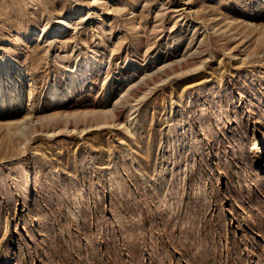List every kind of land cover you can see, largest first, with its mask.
I'll return each instance as SVG.
<instances>
[{
  "label": "rangeland",
  "instance_id": "obj_1",
  "mask_svg": "<svg viewBox=\"0 0 264 264\" xmlns=\"http://www.w3.org/2000/svg\"><path fill=\"white\" fill-rule=\"evenodd\" d=\"M4 59L0 264H264V0H0Z\"/></svg>",
  "mask_w": 264,
  "mask_h": 264
},
{
  "label": "bare ground",
  "instance_id": "obj_2",
  "mask_svg": "<svg viewBox=\"0 0 264 264\" xmlns=\"http://www.w3.org/2000/svg\"><path fill=\"white\" fill-rule=\"evenodd\" d=\"M72 19H73V18H72ZM66 21H67V20H66ZM70 21H71V20H70ZM66 27H67V26H66ZM63 28H64V27H63ZM42 29H43V28H42ZM50 29H52V28H50ZM55 29H56V28H55ZM66 30H67V29H66ZM66 30H65V31H66ZM65 31H64V32H65ZM56 32H57V31H56ZM139 32H140V31H139ZM40 35H41V34H40ZM56 35H57V34H56ZM60 36H61V35H60ZM262 37H263V36H262ZM146 40H147V39H146ZM141 42H142V41H141ZM147 51H148V50H147ZM156 55H157V54H156ZM144 57H145V56H144ZM156 57H157V56H156ZM156 57H155V59H156ZM176 57H177V56H176ZM90 58H92V57H90ZM165 58H166V57H165ZM88 59H89V58H88ZM152 59H153V58H152ZM145 60H146V59H145ZM145 60H144V61H145ZM91 61H92V59H91ZM91 61H87V62L84 64V66L81 67L80 69L73 70V72L75 73V76H74V78H73V85L76 83V81H77L79 78H81V77H83V76L85 77V74H86V72H87V69L90 70V68H91L92 65H96V64L98 65V63H95V62H94V63H95V64H94V63H92ZM94 61H95V60H94ZM8 62H9V59H4V60L1 62L0 66L5 68L6 65L8 64ZM142 62H143V61H141V63H142ZM185 63H188V62H187V61H185V62H184V61L181 62V60H180V61H174V62L171 61V63L168 62V64H164L163 67H162V65H161L160 68H158V69L156 68V69H157L156 72H154V74H153V72H152V74L155 75V73H156L157 76H160V74H162V75H165L166 78H168V75H169V74H168V71H169V70H172V71H173L172 74H174V73H176V72L178 71V68H179V67H181V70L184 69V65H186ZM143 64H144V63H143ZM82 65H83V64H82ZM79 66H80V64H79ZM92 69H93V68H92ZM4 70H6V69H4ZM94 70H95V69H94ZM85 71H86V72H85ZM158 71H162V73H160V72H158ZM7 72H8V71H7ZM88 72H89V71H88ZM91 72H92V71H91ZM157 72H158V73H157ZM3 73H4V72H3ZM76 73H77V74H76ZM169 73H170V72H169ZM177 73H178V72H177ZM10 74H11V73H10ZM91 74H92V73H91ZM5 75H6V74H5ZM150 75H151V74H150ZM153 75H151V76H149V77H150L151 79H153ZM88 76H89V75H88ZM5 77H6V76H3V75H2V78L5 79ZM144 77L146 78L147 76H144ZM60 78H61V77H60ZM145 78H144V79H145ZM128 79H129V78H128ZM141 80H142V78H141ZM1 81H2V80H1V76H0V82H1ZM146 81H147V80H146ZM2 82H3V81H2ZM2 82H1V83H2ZM8 82H9V81H8ZM136 82H137V80H136ZM140 83H142V81H141ZM71 84H72V83H71ZM71 84H70V85H71ZM134 84H136V83L134 82ZM138 84H139V83H138ZM1 86H5V83L3 82V84H2ZM1 86H0V88H1ZM74 86H75V85H74ZM79 86H80V85H79ZM135 86H137V85H135ZM138 86H140V84H139ZM138 86H137V87H138ZM52 87H53V88H52V92H53V93L51 94V96L53 97V95H54L56 92H58V91L60 90V88H58V87H56V86H54V85H52ZM72 88H73V87H72ZM1 90H2V88H1ZM1 90H0V91H1ZM10 90H12V89H10ZM133 90H134V88H133ZM8 91H9V90H8ZM12 91H13V90H12ZM71 91H72V89H71ZM91 91H92V90H91ZM74 92H75V91H74ZM128 92H129V91H128ZM5 93H6V92H5ZM73 94H74V93H73ZM75 94H76V93H75ZM19 95H20V94H19ZM71 95H72V94H71ZM67 96H69V95H68V94H67V95H64V96L60 97V99H61L62 101H65V100L67 99ZM74 96H75V95H74ZM125 96H126V95H125ZM1 97H4V93H3L2 91L0 92V98H1ZM7 97H8V95H7ZM18 97H19V96H14L12 93H11V95H10L11 100H12V99H13V100H18ZM58 98H59V97H58ZM182 98H183V97H182ZM69 99H70V98H69ZM0 100H1V103L6 101V100H5V101H4V100L2 101V99H0ZM121 100H122V99H121ZM18 101H19V100H18ZM213 101H214L213 103L215 104L216 101H215V100H213ZM6 102H7V101H6ZM118 102H121V101H118ZM62 104L64 105V103H62ZM118 104H119V103H118ZM118 104H117V105H118ZM117 105H116V107H117ZM93 107H94V106H93ZM100 108H101V107H100ZM113 108H115V106H114ZM219 108H220V107H219ZM62 110H63V109H62ZM94 110H95V109H94ZM110 110H111V109H110ZM113 110H114V109H113ZM115 110H116V109H115ZM115 110H114V111H115ZM100 111H103V110L100 109ZM105 111H107V110L105 109V110L103 111V113H104ZM62 112H64V111H62ZM107 112H109V110H108ZM107 112H105V115L110 114V112H109V113H107ZM112 112H113V111H112ZM103 113L101 114V112H99V114L102 115V117L104 116ZM61 114H63V113H61ZM97 114H98V112H97ZM99 114H98V115H99ZM111 114H112V113H111ZM113 114H114V113H113ZM81 115H82V114H81ZM95 115H96V114H95ZM95 115H94V116H95ZM98 115H97V117H98ZM117 115H118V114H117ZM87 116H88V115H87ZM88 117L90 118V116H88ZM105 117H106V116H105ZM109 117H111V115H110ZM113 117H114V115H113ZM29 118H30V117H28V118H26V119H29ZM106 118H108V117H106ZM111 118H112V117H111ZM39 119H40V118H39ZM103 119H104V117H103ZM113 119H114V118H113ZM34 120H35V118H34ZM94 120H95V119H94ZM94 120H93V121H94ZM96 120H97V119H96ZM96 120H95V121H96ZM100 120H101V119H100ZM104 120H105V119H104ZM106 120H109V119H106ZM28 121H30V124H31V125L36 124L35 121H33V119H32V120H28ZM28 121H27V122H28ZM36 121H37V119H36ZM39 121H40V123L43 122L42 120H39ZM39 121L37 122V125H39ZM101 121H102V120H101ZM101 121H100V122H101ZM14 122H15V121H14ZM27 122H25V123H26L25 126L28 124ZM33 122H34V124H33ZM100 122H99V123H100ZM106 122H107V121H106ZM43 123H44V122H43ZM30 124H29V125H30ZM96 124H97V123H96ZM31 125H30V126H31ZM27 127H29V126H27ZM25 128H26V127H24V125H22V129H18V130H20L21 132H24V129H25ZM26 130H27V129H26ZM26 130H25V131H26ZM28 130H29V129H28ZM29 132H30V131H29ZM29 132H28V134H29ZM26 133H27V132H26ZM126 141H127V140H126ZM260 146H261V144L258 145V148H259ZM168 149H169V148H168ZM263 149H264V140H263V143H262V147L258 150V152H261ZM182 151H183V150H182ZM180 156H181V155H180ZM181 157H182V156H181ZM167 159H168V158H166V160H167ZM166 160H165V161H166ZM171 162H172V161H171ZM164 163H165V162H164ZM168 163H169V161H168ZM166 165H167V164H166ZM162 166H163V165H162ZM160 167H161V166H160ZM164 167H165V165H164L163 167H161V170L159 169V170H160V171H159V175H160V176H163L164 172H165V174L167 173V172H166L167 170H166ZM166 168H167V167H166ZM164 169H165L166 171H165ZM146 171H147V170H146ZM157 175H158V174H157ZM179 175L181 176V174H179ZM183 175H185V174H183ZM164 177H165V176H164ZM160 178H161V177H160ZM162 181H164V180H162ZM165 185H166V184H165ZM165 185H164V187H165ZM161 186H163V184H162ZM161 186H159V187H161ZM164 187H163V188H164ZM161 188H162V187H161ZM157 189H158V188H157ZM159 189H160V188H159ZM160 190H161V189H160ZM160 190H159V191H160ZM162 191H163V190H162Z\"/></svg>",
  "mask_w": 264,
  "mask_h": 264
}]
</instances>
